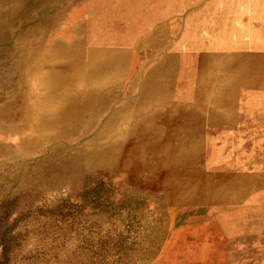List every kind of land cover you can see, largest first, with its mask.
<instances>
[{
  "label": "bare ground",
  "instance_id": "obj_1",
  "mask_svg": "<svg viewBox=\"0 0 264 264\" xmlns=\"http://www.w3.org/2000/svg\"><path fill=\"white\" fill-rule=\"evenodd\" d=\"M54 1L0 0V41L12 38V43L1 49V53L7 57L10 70L17 73V78L9 83L11 92L0 102V133L15 137L19 149L16 156L37 155L49 147L48 152L37 157L28 168V180L59 184L74 179L87 168L129 165L138 151H144L145 156L148 152L144 162L148 161L145 158L149 161L154 158L163 167L174 169V177L177 175V187L169 193L172 227L162 251L151 264H252L249 262L264 260L260 252L251 255L257 239L264 237V205L227 203L239 197L238 190L251 187L254 179L264 182V159L246 156L247 159L236 160L231 156L239 144L230 146L221 137L201 134L186 150H178L171 134L169 136L167 122L175 114L177 117L185 114L184 107L171 106L188 103L184 92L150 94L145 89L141 97L148 102L147 106H138L140 99L132 96L113 108L96 135L71 144L93 129L99 116L121 95L120 74L111 71L109 57L125 52L142 31L152 28L157 18L175 12L189 0H135L126 9L112 14L110 22L104 12L117 6L119 0H91L86 13L65 28L70 33L67 38H50L44 45L49 26L54 27L65 15L63 7L52 9ZM263 3L264 0H258L254 7ZM238 6L235 0H211L202 12L209 9L217 22ZM200 13H194L188 22L194 31L199 29L197 31L203 33L207 23ZM253 20L258 18L248 19ZM234 37L232 47L248 48L250 54L235 68L227 62L220 63L221 60L216 62L221 70L215 74L214 64L210 62L213 52H210L206 69H198L199 75L188 96L195 104L230 99L231 103L236 102L235 107L219 113L191 109V125L194 120L216 125L223 116H231V123L235 125L245 124L253 119L255 111L264 109V25L250 26L245 34ZM151 40L155 44L157 37ZM109 43L120 47L110 50L106 48ZM190 43L187 40V44ZM211 44L215 48L216 40ZM83 45H86L84 75L70 76L65 66L57 68L56 77L42 74L43 68L50 70L59 63L62 47ZM198 59L203 61V58ZM221 74L228 75L220 88L230 97L208 85L207 92L202 91L204 78L211 80ZM158 104L163 107L152 109L149 106ZM146 123H150L148 127H142ZM261 129L250 133L262 134ZM195 132V129L190 131L199 134ZM153 138L157 144H146L154 141ZM245 192L246 197L247 190Z\"/></svg>",
  "mask_w": 264,
  "mask_h": 264
},
{
  "label": "rangeland",
  "instance_id": "obj_2",
  "mask_svg": "<svg viewBox=\"0 0 264 264\" xmlns=\"http://www.w3.org/2000/svg\"><path fill=\"white\" fill-rule=\"evenodd\" d=\"M132 1L135 0H119L117 6L105 10L104 15L109 17L107 22L111 21L112 14L126 9ZM210 1L189 0L175 12L161 15L151 29L138 35L135 44H130L126 53L109 57L111 71L120 74L118 83L121 95L99 116L93 129L71 144H79L96 135L113 108L125 103L128 98L138 96L140 100L136 104L147 106L148 102L141 97L146 89V93L150 94L184 92L183 95H187L188 103H171L173 108L184 107L185 114L182 117L175 114L167 122L169 136L171 134L174 139L172 143L178 150H186L201 134L210 138L221 137L230 146L239 144L240 147L236 146L237 150L231 156L236 160L247 159L248 156L264 159V133H250L264 127V109L255 111L253 119L245 124L231 123V116H223L216 125L195 120L194 124L191 122L193 125L190 124L191 109H209L219 113L228 107H235L236 102L231 103L230 99L202 104L190 101L189 90L199 75L198 69L201 67L205 71L210 52H213L210 62L214 64L215 74L221 70L216 63L220 60V63L227 62L235 68L250 54V50L232 47L234 36L245 34L250 26L264 25V3L254 7L258 0H235L239 6L217 22L209 9L202 12ZM90 3L91 0L54 1L52 9L63 7L65 15L54 27L49 26V35L42 44H48L50 38H67L70 33L65 28L85 14ZM242 3L244 6L241 7ZM200 11L207 23L203 33L197 31L199 29L194 31L193 25L188 22L194 13ZM250 17L258 20L248 21ZM155 36L156 43L152 44L151 39ZM187 40H190V45ZM215 40L213 48L211 43ZM2 42L0 102L11 92L9 83L17 78V73L8 67L7 57L1 53V49L12 43V38ZM117 46L120 47L119 44L109 43L106 48L111 50ZM85 49L86 45L62 47L59 50L61 55L56 59L59 63H55L50 70L43 68L42 74L56 77L57 68L65 66L69 68L70 76L84 75ZM197 57L203 58V61ZM208 73L206 76L210 75ZM226 76L221 74L211 80L204 78L202 91L207 92L208 85L217 92H226L225 97H230L227 91L220 88L227 81ZM149 106L152 109L163 107L162 104ZM204 117L207 118L206 115ZM191 129L199 134L190 133ZM14 138L0 133V264H151L160 254L172 227L169 193L177 187L174 169L163 167L154 158L150 161L145 158L148 161L144 162L143 158L148 157V152L145 156L144 151H138L129 165L109 164L87 168L74 179L59 184L33 183L28 180V168L37 157L45 155L49 147L37 155L28 153L16 156L19 149ZM153 139L146 144H157L158 141ZM131 154L135 155L134 150H131ZM260 180L254 179L251 187L247 186L250 190H238L236 195L239 194V197H233L227 203L264 205V182ZM263 239H257L251 255L260 252L264 256ZM251 258L255 259L253 256ZM249 263L264 264V260Z\"/></svg>",
  "mask_w": 264,
  "mask_h": 264
}]
</instances>
